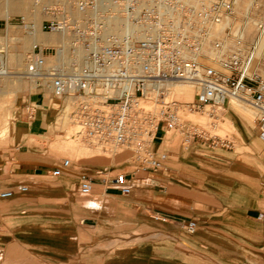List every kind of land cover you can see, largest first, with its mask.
<instances>
[{"label":"rangeland","instance_id":"obj_1","mask_svg":"<svg viewBox=\"0 0 264 264\" xmlns=\"http://www.w3.org/2000/svg\"><path fill=\"white\" fill-rule=\"evenodd\" d=\"M31 1L9 0L8 5L0 0V22H8V35L3 29L0 43H11L13 71L0 83V191L14 188L6 183L11 162L16 170L17 153L40 167L59 166L69 158L91 176L100 170L110 175L123 172L135 182L131 193L119 200L91 201L76 189V178L70 174L53 176L38 169L44 175L25 184L26 191L0 197V264H236L251 258L253 227L264 223V142L257 134L256 109L244 99L237 101L238 106L230 99L218 110V117H212L209 108L185 114L217 141L194 138L186 142L181 129L173 127L165 136L160 133L153 145L154 150L168 153L166 167L135 174L131 151L105 150L84 140L68 123V116H60L56 97L47 95L48 111L41 121L26 116L35 89L28 78L16 73L24 66L22 48L13 38L28 41L26 50L31 46L28 32L18 21ZM232 2L234 14L223 22L252 41L255 22L264 15V0ZM42 18L38 11L36 22L40 24ZM225 27L212 38L231 45L234 38ZM41 36L58 37L52 32ZM208 49L213 50L210 44ZM190 91L187 95L174 92L172 97L191 101L195 87ZM19 122L27 129L17 138ZM6 124L9 132L3 128ZM208 175L230 186L213 189L206 183ZM64 187L71 192L69 197L59 196ZM83 215L90 218L81 223ZM190 223L194 224L191 231Z\"/></svg>","mask_w":264,"mask_h":264},{"label":"built area","instance_id":"obj_2","mask_svg":"<svg viewBox=\"0 0 264 264\" xmlns=\"http://www.w3.org/2000/svg\"><path fill=\"white\" fill-rule=\"evenodd\" d=\"M43 18L19 15L28 33L52 32L59 40L35 43L24 57L23 74L35 93L52 95L60 116H68L76 133L105 150L128 149L135 174L166 167L168 153L154 150L159 134L181 129L186 142L212 139L190 112L209 108L212 117L232 98L256 109L257 134L264 142V15L256 20V35L246 41L240 29L225 27L233 43L212 38V29L234 14L232 0H208L196 6L182 0H32ZM8 22L5 33L8 35ZM18 42V38H13ZM210 44L213 50L208 49ZM11 43H0V83L9 75ZM213 60L218 65L206 61ZM190 81L196 89L191 101L172 97L171 84ZM35 101L26 106L34 119ZM71 164L64 158L51 169L60 176ZM90 174L78 178L79 190L93 191ZM95 177L121 194L133 189L128 173ZM26 185L0 191L11 198ZM193 223L187 227L193 230Z\"/></svg>","mask_w":264,"mask_h":264},{"label":"crops","instance_id":"obj_3","mask_svg":"<svg viewBox=\"0 0 264 264\" xmlns=\"http://www.w3.org/2000/svg\"><path fill=\"white\" fill-rule=\"evenodd\" d=\"M5 24L4 22H0V32L4 29ZM4 84V83H3ZM4 87L6 86L3 85ZM47 95H41L40 93H35V99L34 101L38 105V110L36 113L34 121H41L44 117L45 111H48L47 108ZM23 124V125H20ZM7 126V124H6ZM4 128L7 132H9V128ZM27 129L26 124L23 122H19L18 125L15 127V136L19 138L23 132ZM20 155V159H17L15 161L16 170H14V164L11 162L9 164V171H10V178L7 181V188L15 187L17 185H25V184H31L37 180V178L40 175H44L43 173H39L38 169L47 170L49 174L51 173V169L54 167H57L55 165L48 164L46 167H40L38 163H32V161L29 160L27 155H23L22 153H17ZM70 170H67L69 169ZM85 172H81L80 169L77 167V165H74L72 162L70 166L66 169H64L63 174H70L74 178H76V189L79 188V182L78 178L81 174H84ZM13 174H15V178L13 177ZM61 176V175H60ZM94 179V186L93 191L90 194H87L86 196H90L91 201L100 200L109 202L114 200H119L122 195L118 189L115 187H109L106 189V185L99 179V177H92ZM206 183L209 187L223 191L226 190L230 186V182L225 181L224 179H221L219 177H216L214 175H208L206 178ZM135 180L132 179V183L134 184ZM27 186V185H26ZM28 188V186H27ZM96 190H100V192H96ZM95 191V192H94ZM60 195L63 197H69L70 191L66 190V188H60ZM143 195V193H140ZM84 195V194H83ZM87 218H90L88 215L81 216L80 222L83 223L87 220ZM264 222V220H263ZM255 228L254 231V240L252 244L253 253L251 258L246 256L244 261H236V264H264V223L262 227H253Z\"/></svg>","mask_w":264,"mask_h":264},{"label":"bare ground","instance_id":"obj_4","mask_svg":"<svg viewBox=\"0 0 264 264\" xmlns=\"http://www.w3.org/2000/svg\"><path fill=\"white\" fill-rule=\"evenodd\" d=\"M45 3H50L51 1H47V0H43ZM182 1H184V2H187V3H191V4H194V5H196V6H201V5H203L204 3H206L204 0H192V1H190V0H182ZM196 2V3H195ZM7 3H8V5H9V0H7ZM37 12H38V8L36 7V6H34L33 5V3L31 2V4H30V7L26 10V12H25V14L27 15V16H31L32 18H36V14H37ZM226 19H229V18H226ZM226 26V24L222 21L221 23H219V24H217V25H215L214 27H213V29H212V33L215 35V34H218V33H220L221 32V30H222V28H224ZM42 35V32H40L39 30H36V31H34V32H32V33H28V35L26 36V37H30L31 38V40H32V43H31V46L26 50V48H27V44H28V41H23L22 42V38H18V42H17V48L18 49H20V47L22 48V49H20V54H21V57H22V65L24 66V64H25V59H24V55L26 54H24V50H25V52H28L29 50H31V48L33 47V45L35 44V43H42V44H50V43H54V42H56V41H58L59 40V38L58 37H56L55 39H50V38H46V37H44V36H41ZM22 43V44H21ZM20 44H21V46H20ZM17 74H19L20 76H22V77H25L26 78V76L23 74V72L22 71H20V70H17V72H16ZM10 74H13V71L10 73ZM9 74V75H10ZM9 75H7V76H9ZM7 76H5V77H7ZM4 78V77H3ZM185 83H189L188 85H189V87H188V85L186 86V84ZM192 86H193V84H191V82L190 81H187V80H176V81H173L172 82V84H171V88H170V91L172 92V93H174V92H178L179 94H189L191 91H190V87L192 88ZM233 100H231L230 101V103H232L233 105H235V106H238V102L237 101H240V99L241 98H232ZM234 99H237V100H234ZM242 100V99H241ZM243 109H245L247 112H249L250 110H249V108H247L246 106H243V105H240ZM70 125H73V124H71L70 122H68ZM6 127H8V126H6ZM73 127H75L74 125H73ZM75 130H76V127H75Z\"/></svg>","mask_w":264,"mask_h":264}]
</instances>
